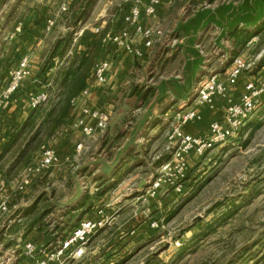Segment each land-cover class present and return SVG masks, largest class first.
Returning a JSON list of instances; mask_svg holds the SVG:
<instances>
[{
    "label": "rangeland",
    "instance_id": "1",
    "mask_svg": "<svg viewBox=\"0 0 264 264\" xmlns=\"http://www.w3.org/2000/svg\"><path fill=\"white\" fill-rule=\"evenodd\" d=\"M30 1L36 2V0ZM133 1L51 0L57 5L47 7L50 11L48 18L34 23L36 26L42 24L40 29L41 41L45 46L44 51L48 53L59 38L70 32L74 33L73 45L83 30L94 33V30L98 28L99 34L104 35L115 28L116 20L126 12ZM5 2L9 4L10 0H2L0 3L5 4ZM63 3L66 4L64 12L60 11ZM40 10L41 8L35 6L31 9L24 6L17 11L16 8L8 7L7 14L16 16L19 21L24 22V17L32 11L39 13ZM82 13L85 14L82 15ZM48 19L52 20L53 24L49 30H46L45 23ZM257 44L258 52L257 50L249 51L244 59L247 62H255L259 68L260 65H264V37ZM70 54L69 52L61 61L54 60V68L47 74L48 80L42 84L36 75L47 57V54L44 55L38 70L32 72L28 86L19 91L13 103L20 104L22 100L26 102L32 96L42 92L48 96V101L39 108L43 111L48 110L50 105L58 100L55 81L62 70L68 66ZM20 55L17 53L15 58L11 56L12 60L19 58ZM257 55L260 57L255 61ZM159 57L149 66L153 68V64L157 63V70L152 72L151 76L146 74L141 78L140 74L136 77V72L133 73L130 76L134 84L130 88L121 89L116 100L113 101L114 111L122 115L120 127L111 125L112 128L108 127L103 134L93 140H86L85 146L93 144L91 150L89 148L86 153L76 156L75 161L71 159L66 165L59 163L50 172L38 177L32 184V188H29V196L37 197L32 222H37L35 226H39L40 230L42 207L54 210V213L55 210L57 211L56 206L52 204L43 206L44 200L41 196L43 190H45V196L49 193L50 196L55 194L61 198L57 205L79 192L87 197L91 190L95 191L98 188L99 192L103 191L106 183L105 180H100L98 174L106 170L105 157L113 156L114 151L111 149L121 143L122 135L128 134L139 117H143L142 121H144V115L147 116L149 114L147 112L155 110V105L159 104L157 99L162 95L163 87L157 83L168 62H163ZM40 60L41 57L37 62L40 63ZM3 61L4 58L0 68L3 67ZM6 64L7 61L5 67ZM152 68L149 72L153 71ZM9 71L0 69V87L7 82ZM146 122L152 123L153 119L147 118ZM123 125L126 126L125 131L120 133ZM26 137L27 133L23 136L21 144ZM53 140L54 138L49 145L43 143L31 157V162L38 156L41 147L52 146ZM102 148L103 152H101ZM164 150L166 152V146ZM12 157L11 154L2 161L1 170L7 171L11 167ZM96 157L103 159V162L90 167V160ZM24 166H17L9 173L10 177L6 180L8 183L1 178L0 180L4 181L3 186L14 181L16 184ZM95 169H99L96 173L99 177L91 180L88 178L91 174L90 170ZM113 186L116 187L117 183ZM183 187L184 190L180 196L168 192L158 198L163 202V206L152 214L156 218L155 221L164 228L153 231L154 235L147 232L133 235L135 228L128 226L130 219L134 220V217L140 214L146 216V221L150 219L151 214L147 211L150 210L149 205L154 200L146 205L135 204L136 208H133L130 216L123 214L110 230H106L105 234L100 233L104 229L95 234L85 246L81 257L74 259L75 261L81 259L75 264H228L232 259L238 262L247 260L252 264L256 259L249 258L253 257L252 255L256 254L260 247H263L261 250L264 252V104L250 116L238 138L215 147L201 158L189 159L188 173ZM22 196L25 197V195ZM5 197L9 196L0 193V202ZM8 206L7 213L11 207V196ZM58 217L57 214H50L46 217V221L49 222L50 219ZM16 231H12L11 239L0 234V264H15L19 259L18 255L21 252L17 250L22 248V241L18 244L19 248H16L17 237H14ZM47 234V240L55 242L61 232L53 229L47 231ZM144 234L145 236L141 238ZM134 240H137V243ZM175 243L179 244L177 248L174 246ZM119 245L125 248L122 247L124 253L118 257L116 254L120 251L117 248ZM246 247L251 248L250 252L241 256L242 249ZM42 249L45 248L37 246V251ZM85 260L89 261L85 262Z\"/></svg>",
    "mask_w": 264,
    "mask_h": 264
},
{
    "label": "crops",
    "instance_id": "2",
    "mask_svg": "<svg viewBox=\"0 0 264 264\" xmlns=\"http://www.w3.org/2000/svg\"><path fill=\"white\" fill-rule=\"evenodd\" d=\"M55 5L57 3L51 2V0H36V2L10 0L9 4L8 2L0 3V63L4 58L3 67L0 69L10 70L16 61V59L13 61L11 56L15 58L18 53L28 54L32 72L38 70L47 53L44 51V42L41 41L42 31L40 28L42 24L36 26L34 23L47 19L50 15L47 7ZM24 6L28 9L35 6L41 10L39 13L32 11L23 18L24 22L23 20L19 21L16 16L7 14L8 7L16 8L17 11ZM129 8L118 17L115 28L111 30L122 25L123 17ZM141 21L144 26L159 28L163 32L161 40H158L152 48L147 49L143 46L140 37L136 36L134 47L142 53L139 58L125 51L114 50L112 47L106 49L101 55L102 60L109 62L106 85L93 89L86 102L89 107L94 109L112 110L113 115L108 127L109 129L114 125L120 127L122 115L114 111L113 101L116 100L121 89L130 88L134 84L130 76L133 73L136 72V77L140 74L141 78L146 74L151 76V73L157 70V63L153 64V68L149 66L157 57L161 56L159 59L168 62L162 74H159L160 78L157 83L163 87V93L157 99L159 104L155 105V110L147 112L149 113L147 116L144 115V121H142L143 117H139L128 134L122 135L121 143L111 149L114 151L113 156L105 157L106 170L100 171L98 174L100 180L103 179L106 183L103 191L99 192L98 188L95 191L91 190L87 197L79 192L59 205L57 203L60 202L61 198L55 194L50 196L49 193L45 196V190L42 191L43 206L52 204L57 209L54 213V210H47L45 206L42 207L40 223L42 231L39 226L32 225L37 197L31 198L28 191L33 185L24 193H19L15 190V181L3 186L4 181L0 180V193L11 196L9 213L0 214V234L11 239L12 231L17 230L14 234V237H17L15 240L16 248H19L18 244L22 241V248L17 250L21 253L18 255L19 259L16 260L15 264H35L34 257L26 256L23 253L25 243L31 242L36 247L43 246L45 250L52 252L81 220L90 217L93 211L99 208L111 217L110 225L100 232H103L102 234H105L106 230H110L123 214L126 213L128 217L133 213V208H136L135 204L138 202L128 197L127 188L132 186L140 188L154 167L168 158L164 146L167 145L166 132L171 116L181 105H189L194 99V88L200 81L211 75L223 77L235 57L244 58L249 51L255 52L257 50L258 52L257 43L264 37L262 36L264 34V0H164L157 10L156 16L146 17L142 14ZM18 26L21 27V31L16 33ZM241 31L253 34V37L246 42L243 48H240V36H235ZM131 35L133 36L132 31ZM39 57H41L40 63L37 62ZM261 67L264 65L259 66V68ZM151 68L153 71L149 72ZM251 75L250 73L243 74L236 85L229 89L225 98L216 99L212 109L207 106L197 107L196 112L200 116V121L187 124L184 127V132L195 136H205L209 124L220 120L228 105L238 103L244 85L251 78ZM29 79L23 82L20 90L28 86ZM150 79L153 80L151 77ZM26 102L22 100L20 104L18 102L12 103L7 110L0 111V153L9 139L12 111L19 106L22 107L21 111L23 110L25 114L29 113L30 110ZM71 112L72 110L69 117L65 119V124L78 114L77 111ZM25 117L23 114V119ZM147 118L153 119V122H146ZM125 127L123 125V130H120V133L125 131ZM81 140L82 136L78 131L64 134L61 132L54 138L52 147L58 153L60 164L66 165L70 163L71 159L74 160L78 156L75 154L74 148ZM92 145L87 146L88 150L89 148L91 150ZM103 151L102 148L101 152ZM98 156L102 157V155ZM99 162H103V159L92 158L89 166L98 165ZM90 171L89 179L93 180L99 177L96 176L99 169ZM48 172L50 170L44 174ZM114 183H117V186L108 189ZM20 194L25 195V197H21ZM163 195H159L158 198ZM157 199L152 200L153 202L149 205L150 210L147 212L151 214L150 219L146 221V216L143 214L134 217V220L130 219L128 226L135 228L133 235L142 232L155 234L153 232L155 230L150 229L149 224L156 219L152 213L155 214L157 209L163 206V202L159 199L156 201ZM50 214H57L59 217L47 222L46 217ZM53 229L56 232H61L55 242L47 240V231ZM144 236L145 234L141 238ZM122 247L125 248L123 245L117 247L120 249L116 254L117 256L124 253ZM80 260H67L62 264H75ZM88 261L85 260V262Z\"/></svg>",
    "mask_w": 264,
    "mask_h": 264
},
{
    "label": "built area",
    "instance_id": "3",
    "mask_svg": "<svg viewBox=\"0 0 264 264\" xmlns=\"http://www.w3.org/2000/svg\"><path fill=\"white\" fill-rule=\"evenodd\" d=\"M163 1L134 0L123 17L122 25L102 36V43L106 49L112 47L114 50L125 51L139 58L142 53L134 47L136 36L140 37L145 48H152L158 40H161L163 32L159 28L144 26L141 17L142 14L146 17L156 16ZM60 11H66L65 3L61 4ZM52 24L53 21L48 19L45 23L46 30H49ZM20 31L21 27L18 26L16 33ZM99 32L98 28L94 30L96 35H100ZM258 57L260 56H257L255 61ZM108 69V61L102 59L96 61L93 65L91 83L71 100V110L74 113L77 111L78 114L64 125L62 133L78 131L81 134L82 140L74 148L75 154L78 156L88 150L85 141L103 134L111 122L112 110L94 109L89 107L86 102L93 89L106 85ZM245 73L252 75L245 83L238 103L228 105L222 118L209 124L205 136H195L184 132V127L187 124L200 121V116L196 112L197 107L207 106L212 109L216 99L225 98L229 89L236 85L239 78ZM31 76L30 57L28 54H21L8 72L7 82L0 87V111L7 110L15 102L14 98L23 82ZM194 93V99L189 105H181L168 122L166 132L168 158L154 167L145 179L142 188L136 186L127 188L128 197L140 205H146L158 198L159 195L168 192L178 196L182 195L189 159L201 158L215 147L222 146L240 136L247 120L264 104V67L257 69L255 62H247L242 57H235L225 76L211 75L203 79L194 88ZM47 101L48 96L45 93H37L28 100V109H36ZM59 163L58 153L52 146L41 147L38 156L22 168L19 178L16 180L15 190L24 193L38 177L55 168ZM134 194L135 196H133ZM1 200L0 214H5L8 212L9 197ZM110 223L111 217L99 208L93 211L90 217L81 220L52 252L45 249L37 251L35 244L27 242L24 244L23 253L26 256L34 257L35 264H62L67 260L78 259L83 254L89 240ZM149 228L156 230L164 227L160 226L158 221H152ZM174 246L177 248L179 244L175 243Z\"/></svg>",
    "mask_w": 264,
    "mask_h": 264
},
{
    "label": "trees",
    "instance_id": "4",
    "mask_svg": "<svg viewBox=\"0 0 264 264\" xmlns=\"http://www.w3.org/2000/svg\"><path fill=\"white\" fill-rule=\"evenodd\" d=\"M73 34L70 32L55 42L36 75L42 84L45 83L48 80L47 74L54 68V60L61 61L69 52L71 53L68 57V66L62 70L61 75L55 81L58 100L45 111L38 107L25 114L23 110L21 111V107L17 106L11 113L12 122L8 135L9 139L0 153V164L7 156L13 155L11 167L7 171L0 169V177L5 181L9 179V173L13 169L20 165L29 164L32 160L31 157L39 147L43 143L49 145L50 141L62 131L65 119L69 117L71 111V100L76 98L92 81L93 65L101 59L102 53L106 50V46L102 43L103 35H96L89 30H83L73 45ZM235 36H240V48H243L246 42L253 37V34L241 31ZM23 114L26 116L24 119ZM26 133L27 137L21 144ZM111 188L113 185L108 187V189ZM262 248L260 247L258 252L249 258L256 259L252 264H264ZM250 250L251 248L246 247L242 249L240 255L249 253ZM228 264L250 263L247 260L238 262L232 259Z\"/></svg>",
    "mask_w": 264,
    "mask_h": 264
},
{
    "label": "water",
    "instance_id": "5",
    "mask_svg": "<svg viewBox=\"0 0 264 264\" xmlns=\"http://www.w3.org/2000/svg\"><path fill=\"white\" fill-rule=\"evenodd\" d=\"M144 186V184H141L140 188H142Z\"/></svg>",
    "mask_w": 264,
    "mask_h": 264
}]
</instances>
